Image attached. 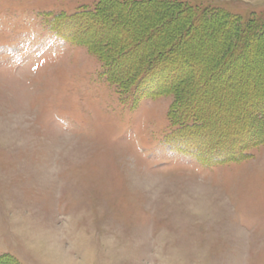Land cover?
<instances>
[{
  "label": "rangeland",
  "instance_id": "obj_1",
  "mask_svg": "<svg viewBox=\"0 0 264 264\" xmlns=\"http://www.w3.org/2000/svg\"><path fill=\"white\" fill-rule=\"evenodd\" d=\"M0 264H264V0H0Z\"/></svg>",
  "mask_w": 264,
  "mask_h": 264
},
{
  "label": "trees",
  "instance_id": "obj_2",
  "mask_svg": "<svg viewBox=\"0 0 264 264\" xmlns=\"http://www.w3.org/2000/svg\"><path fill=\"white\" fill-rule=\"evenodd\" d=\"M162 6H163V4H162ZM179 9H180V8H179ZM181 9L183 10V13H181V12H182ZM181 9H180V11L176 10L178 14L183 15L185 18H186L187 16H189L190 9H187V8H185V9H184V8H181ZM178 14H177V15H178ZM183 16H182V17H183ZM205 17H206V16L198 15L197 21H198V22L200 23V25H202V26H203V24H205V23H204ZM177 25H178V24H177ZM175 29H176V24H175L174 26H171V29H170V30L172 31L173 36L176 35V34H175V33H176V32H175ZM171 31H170V32H171ZM172 34H171V35H172ZM171 35H169L168 38H171V37H170ZM164 39H165V37H164ZM158 41H159V40H158ZM158 41H157V43H158ZM160 41H161V40H160ZM162 41H163V40H162ZM170 41H171V43H173V44H174L175 42H177L176 39H174L173 41H172V40H170ZM170 41H169V42H170ZM163 44H164V43H163ZM168 47H170V46H168ZM168 47H167V50L170 51L171 48H168ZM154 58H156V56H153V59H152L151 61L154 62ZM107 64H108V63H107ZM153 64H154V63H153ZM109 66L112 67L111 64H110V62H109ZM126 69H127V68H125L124 70H126ZM144 72H145V71H144ZM136 73H137V72H136ZM142 73H143V72H142ZM144 74H145V73H144ZM144 74H142V76H145ZM119 75H121V78H122V79L119 78L120 80H125V79H127V78L131 79V78H130L131 75L129 74V72H127V74H123V72L120 71V72H119ZM132 76H133V75H132ZM134 76H135V75H134ZM134 76H133V77H134ZM140 76H141V75H140ZM140 76L137 75L138 78H139ZM142 76H141V77H142ZM141 77H140V78H141Z\"/></svg>",
  "mask_w": 264,
  "mask_h": 264
},
{
  "label": "bare ground",
  "instance_id": "obj_3",
  "mask_svg": "<svg viewBox=\"0 0 264 264\" xmlns=\"http://www.w3.org/2000/svg\"><path fill=\"white\" fill-rule=\"evenodd\" d=\"M81 26V25H80ZM71 34V33H70Z\"/></svg>",
  "mask_w": 264,
  "mask_h": 264
}]
</instances>
